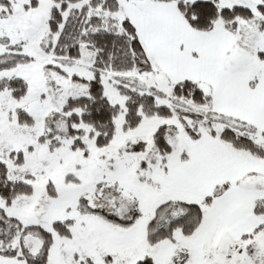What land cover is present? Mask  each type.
Segmentation results:
<instances>
[{
    "label": "snow or ice",
    "instance_id": "obj_1",
    "mask_svg": "<svg viewBox=\"0 0 264 264\" xmlns=\"http://www.w3.org/2000/svg\"><path fill=\"white\" fill-rule=\"evenodd\" d=\"M0 264H264V0H0Z\"/></svg>",
    "mask_w": 264,
    "mask_h": 264
}]
</instances>
